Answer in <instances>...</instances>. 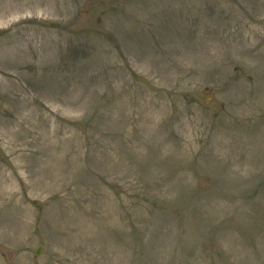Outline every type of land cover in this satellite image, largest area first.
<instances>
[{"label":"rangeland","instance_id":"rangeland-1","mask_svg":"<svg viewBox=\"0 0 264 264\" xmlns=\"http://www.w3.org/2000/svg\"><path fill=\"white\" fill-rule=\"evenodd\" d=\"M0 264H264V0H0Z\"/></svg>","mask_w":264,"mask_h":264},{"label":"water","instance_id":"water-1","mask_svg":"<svg viewBox=\"0 0 264 264\" xmlns=\"http://www.w3.org/2000/svg\"><path fill=\"white\" fill-rule=\"evenodd\" d=\"M41 250H42V247L40 246V247L38 248V250L36 251V254H39V253L41 252Z\"/></svg>","mask_w":264,"mask_h":264}]
</instances>
